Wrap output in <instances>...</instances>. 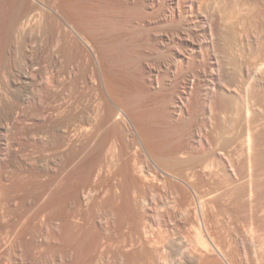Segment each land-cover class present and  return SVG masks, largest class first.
I'll return each instance as SVG.
<instances>
[{
  "label": "bare ground",
  "instance_id": "1",
  "mask_svg": "<svg viewBox=\"0 0 264 264\" xmlns=\"http://www.w3.org/2000/svg\"><path fill=\"white\" fill-rule=\"evenodd\" d=\"M0 264H264V0H0Z\"/></svg>",
  "mask_w": 264,
  "mask_h": 264
}]
</instances>
